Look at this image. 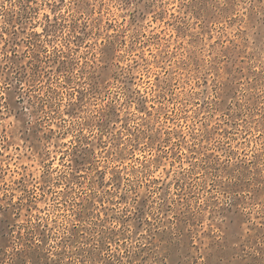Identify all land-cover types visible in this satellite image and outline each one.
Listing matches in <instances>:
<instances>
[{
    "label": "rangeland",
    "instance_id": "rangeland-1",
    "mask_svg": "<svg viewBox=\"0 0 264 264\" xmlns=\"http://www.w3.org/2000/svg\"><path fill=\"white\" fill-rule=\"evenodd\" d=\"M241 10L0 0V264H264V3Z\"/></svg>",
    "mask_w": 264,
    "mask_h": 264
},
{
    "label": "clouds",
    "instance_id": "clouds-1",
    "mask_svg": "<svg viewBox=\"0 0 264 264\" xmlns=\"http://www.w3.org/2000/svg\"><path fill=\"white\" fill-rule=\"evenodd\" d=\"M218 3L223 7V6H226L227 3H228V0H218ZM261 3H264V0H261ZM251 4H252V0H241V12H238L237 13V16L238 17H242V16H245L247 15L248 13V10L249 8L251 7ZM95 6V5H94ZM9 7H11V5H9ZM65 9H67L68 7H70L69 4H65ZM108 7H111V5H109ZM116 7H119V5H117ZM174 7V6H173ZM45 11H47V9H45ZM113 13H115V8L112 9ZM259 14H264V13H259ZM87 19V18H86ZM0 23H2V21H0ZM4 27H7V25H4ZM37 31H39V29H37ZM69 34L67 32V30H65V32L63 33V35H60L58 37V41L57 40H53L52 42V47L51 48H48V52L50 54H54L53 53V49H63L64 48V45L67 44V40L65 39V37H67ZM62 42V43H61ZM41 43L43 44L44 42L41 41ZM45 47H47V45H45ZM5 87H9V85L5 84L4 81L2 79H0V96H4L5 93L4 91L2 90L3 88ZM124 97L123 95L121 96V100H123ZM109 100H111V97H109ZM3 101H0V104H2ZM25 105H28V99H25L24 101ZM32 106L31 105H28L27 107L24 108V112L27 116V119L29 120V122H33L34 121V117L31 115V112H32ZM62 116V113L60 114ZM84 119H90V117L88 116H85ZM6 123L8 124V127H9V131L10 133L12 132L13 129L15 128H18V123L15 122V121H6ZM64 123L65 121L63 119H59L57 118L56 121H53L49 127H45L44 128V132H48L50 130V128H52V130H54V132L56 133H64L66 130L64 128ZM70 124H77V121H70L69 122ZM72 137L70 136L69 139H71ZM90 139L93 138V137H89ZM46 150H51L50 146H45ZM225 148L228 149V146L225 145ZM230 150V149H228ZM255 151V150H253ZM225 155H227V151H225ZM189 163L191 164L192 161L191 159L189 158ZM187 168V165L185 166ZM36 180L33 181V187H35L36 183L39 181V177H40V172L43 171V168H37L36 170ZM149 170H146V172H148ZM56 179L59 180L60 179V175L59 173L56 174ZM5 192L7 191H10V189H4ZM4 194V192H0V195ZM22 195L21 192H17L16 193V196L17 198H19L20 196ZM203 202V201H202ZM159 203V201H158ZM44 222L46 223L47 220L45 219ZM59 227V226H58ZM61 231H63L62 229H60Z\"/></svg>",
    "mask_w": 264,
    "mask_h": 264
}]
</instances>
